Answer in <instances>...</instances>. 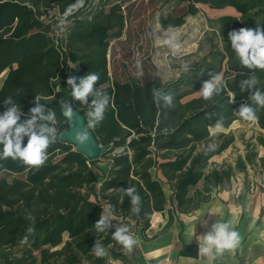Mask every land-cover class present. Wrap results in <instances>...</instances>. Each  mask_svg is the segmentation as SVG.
<instances>
[{
	"label": "trees",
	"instance_id": "trees-1",
	"mask_svg": "<svg viewBox=\"0 0 264 264\" xmlns=\"http://www.w3.org/2000/svg\"><path fill=\"white\" fill-rule=\"evenodd\" d=\"M94 1L86 0L83 8L65 18L71 22L58 33L56 23L43 17L53 8L58 11L55 16L62 17L75 0H0V76L8 70L0 89V114L6 110L7 96L24 114L39 101L56 113L61 135L68 124L61 100L80 109L87 121V105L73 99L66 83L69 75L98 72L96 87L110 97L103 121L92 130L109 147L101 158L88 161L75 146L57 140L48 148L43 166L0 159V174L8 175L0 178V264L127 263V250L112 238L122 222L132 221L145 233L153 215L168 209L170 225L174 216L169 205L190 212L209 199L213 188L228 186L235 172L257 160L264 163L253 144L236 157L235 165L217 167L210 161L235 143L231 132L212 133L217 122H223L222 128L238 120L252 122L239 117L240 106L255 109V123L264 130V107L240 88L242 80L255 75L259 83L253 90L264 92V70L242 66L228 40L233 29L264 27V0H178L188 2L186 12L161 17L164 27L183 25L188 14L200 11L198 4L216 10L231 7L240 15L209 18L208 53L178 77L164 82L148 72L119 90L110 81L109 47L122 35L121 28L114 31L122 18L115 13L120 5L108 14L101 10L92 19L83 18ZM210 73L222 75L227 87L205 100L200 91ZM153 90L171 93L172 105L154 97ZM256 141L264 147L262 134ZM90 172L95 174L94 184ZM201 180L203 187L190 196V188ZM164 184L173 191L171 199ZM128 187H135L141 197L139 214L131 211V196L121 190ZM109 211V227L97 232L95 223ZM25 238L27 242H22ZM97 241L107 249L102 258L92 251Z\"/></svg>",
	"mask_w": 264,
	"mask_h": 264
},
{
	"label": "clouds",
	"instance_id": "clouds-1",
	"mask_svg": "<svg viewBox=\"0 0 264 264\" xmlns=\"http://www.w3.org/2000/svg\"><path fill=\"white\" fill-rule=\"evenodd\" d=\"M86 0H75L73 4L67 6L62 14V17L67 18L73 15L79 9L85 6ZM228 40L230 41L231 49L235 56L240 61V64L248 69L264 70V27L256 25L255 28L241 27L238 30L233 29L228 32ZM173 50H178L180 45L174 44L171 40L165 41ZM137 67L140 68L139 61ZM187 70V64H185ZM142 75V71L137 73ZM210 79L203 82L200 95L205 100L212 98L213 94H219L222 89L227 87L226 80L222 75L210 73ZM100 80L98 72H89L83 77L69 75L66 83L71 88V95L74 100L80 101L82 105H87V121L74 135V139L83 144L89 139L90 130L95 128L103 121L105 112L110 104V97L96 85ZM78 81V82H77ZM259 80L255 75L249 76L247 79L240 82L242 91L250 93V99L259 107H264V92L254 86L258 85ZM153 96L157 99L162 98L166 106H171L173 96L171 93L164 95L162 92L153 90ZM89 97L91 103L89 104ZM34 106L29 109L27 114L21 111V108L15 103L12 96H7L4 99L6 110L0 114V159L21 160L24 164L32 167H40L45 164L48 159L47 150L60 138L59 129L55 126L56 113L47 109L45 105L39 101H34ZM60 107L63 116L67 120H71L75 115L73 105L61 100ZM239 117L246 121H256L258 116L256 110L247 104L240 106ZM22 116L26 118L21 119ZM222 121L217 122L214 126L216 130L222 128ZM25 138L27 143L24 144ZM123 192L131 196L132 208L134 214H139L141 197L136 193L135 187L122 188ZM112 213L107 214L102 212L100 219L95 223L97 232H104L109 227V219ZM113 240L122 247L131 252L137 244V240L130 234V229L127 226L117 227L112 235ZM198 253L201 256L215 259L216 255L222 254L225 250H235L241 242L239 232L230 229L228 223L217 221L212 225L209 233L203 237H197ZM27 242V238L24 241ZM215 249V253L213 252ZM92 251L97 257L106 256L107 249L97 241L92 248Z\"/></svg>",
	"mask_w": 264,
	"mask_h": 264
},
{
	"label": "rangeland",
	"instance_id": "rangeland-1",
	"mask_svg": "<svg viewBox=\"0 0 264 264\" xmlns=\"http://www.w3.org/2000/svg\"><path fill=\"white\" fill-rule=\"evenodd\" d=\"M94 2L92 9L87 11L83 18L92 19L101 10L108 14L114 5H120L115 13L122 18L118 20L114 31H119L121 28L122 35L113 39L109 47L110 81L116 90H119L127 81L142 78L148 72L159 76L164 82L178 77L208 53L209 40L212 36L209 18L240 15L234 9L225 8L217 12L207 4H198L200 11L196 15L188 14L183 25L164 27L160 22L161 17L169 14H184L188 2L181 3L178 0H95ZM57 13V9H49L43 19L46 22H55L60 33L64 25L69 24L71 20L55 16ZM59 36L62 35L59 34ZM169 40L179 44V49L174 51L169 44L165 43ZM137 61L140 68L137 67ZM185 64H187V70H185ZM141 71L143 74L138 75L137 73ZM230 126V128L211 130L214 135L224 131L231 132L235 137V143L232 146L214 157L217 165H235L236 157L239 154L244 155L248 148L253 147L252 144L255 145L254 148L258 154L260 150H264L263 146L256 141L258 135L264 136V130L256 125L255 121H235ZM257 162L260 163V161ZM258 163L255 164V168L248 166L247 171L253 174L252 171L259 168ZM3 176L8 175L1 173L0 178ZM91 177H93L92 174Z\"/></svg>",
	"mask_w": 264,
	"mask_h": 264
},
{
	"label": "crops",
	"instance_id": "crops-1",
	"mask_svg": "<svg viewBox=\"0 0 264 264\" xmlns=\"http://www.w3.org/2000/svg\"><path fill=\"white\" fill-rule=\"evenodd\" d=\"M7 74L8 70L1 74L4 76L0 89ZM215 156L210 160L213 166L217 165ZM258 156L264 158V150ZM258 166L253 174L247 168L235 172L228 186L213 188L209 199L190 212H180L169 205L174 216L170 225L168 209L153 215L145 233L132 221L122 222L120 226L130 229L137 244L131 252H126L129 262L115 260L112 264H264V163ZM89 177L91 184L96 183L94 172ZM202 187L203 180L190 188V196ZM164 191L171 199L173 191L168 184H164ZM217 221L228 223L231 230L239 232L241 242L235 250H225L213 260L198 253L197 237L209 233Z\"/></svg>",
	"mask_w": 264,
	"mask_h": 264
},
{
	"label": "water",
	"instance_id": "water-1",
	"mask_svg": "<svg viewBox=\"0 0 264 264\" xmlns=\"http://www.w3.org/2000/svg\"><path fill=\"white\" fill-rule=\"evenodd\" d=\"M74 110V117L68 120L67 128L63 134L60 135L58 140L62 143L65 142L75 146V150L84 154L88 161L101 158V156L109 150V147L102 145L92 130H90L87 142L80 144L74 139L75 133L86 124L85 114H83L80 109Z\"/></svg>",
	"mask_w": 264,
	"mask_h": 264
},
{
	"label": "bare ground",
	"instance_id": "bare-ground-1",
	"mask_svg": "<svg viewBox=\"0 0 264 264\" xmlns=\"http://www.w3.org/2000/svg\"><path fill=\"white\" fill-rule=\"evenodd\" d=\"M219 10H222V9H219ZM219 10H216V11L218 12Z\"/></svg>",
	"mask_w": 264,
	"mask_h": 264
}]
</instances>
